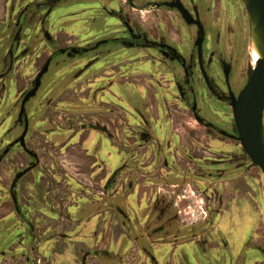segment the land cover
I'll return each mask as SVG.
<instances>
[{
	"label": "flooded vegetation",
	"instance_id": "1",
	"mask_svg": "<svg viewBox=\"0 0 264 264\" xmlns=\"http://www.w3.org/2000/svg\"><path fill=\"white\" fill-rule=\"evenodd\" d=\"M249 23L243 0H0V264H264L231 106ZM179 155L193 180L144 173Z\"/></svg>",
	"mask_w": 264,
	"mask_h": 264
},
{
	"label": "water",
	"instance_id": "2",
	"mask_svg": "<svg viewBox=\"0 0 264 264\" xmlns=\"http://www.w3.org/2000/svg\"><path fill=\"white\" fill-rule=\"evenodd\" d=\"M243 1L250 21L258 25V34L264 48V0ZM231 106L237 138L252 163L264 173V50Z\"/></svg>",
	"mask_w": 264,
	"mask_h": 264
},
{
	"label": "rangeland",
	"instance_id": "3",
	"mask_svg": "<svg viewBox=\"0 0 264 264\" xmlns=\"http://www.w3.org/2000/svg\"><path fill=\"white\" fill-rule=\"evenodd\" d=\"M245 4V3H244ZM145 18L147 17V15L144 16ZM144 57H142L143 59ZM129 80L132 79L133 77L129 76L127 77ZM117 89L118 88H114L111 90L112 93L117 94ZM120 91V89H118V92ZM176 113V112H174ZM176 127H179L178 125H176ZM197 124L193 121V120H188L187 123L185 124L184 128H188V129H195L197 128ZM195 136V133H194ZM197 139L204 140L205 136H203L202 134L198 133ZM182 144L184 145H188L190 146L192 144V141H186L185 139L182 140ZM206 153V152H204ZM208 153V151H207ZM201 155V152H200ZM206 154H202L201 157L205 156ZM163 157V155H161ZM178 157V156H177ZM177 157L174 156V166L171 167L170 171H168L167 168H163L162 164H161V160H159V163L155 164V168H153L152 170H147L150 168H147L144 170V173L150 175L153 170L158 169V175H169V176H174V173H177V175L180 174L181 172V166H183L185 168V173H188L190 175V179L193 180V177L191 176L190 172L188 170H186V168L191 169L190 164L188 163V160L183 159L180 155H179V160H177ZM199 157V158H201ZM160 159V158H159ZM180 165V166H179ZM168 173V174H166ZM145 179V178H143ZM260 179V178H259ZM241 181V180H240ZM263 180H256V182H254V191H252L254 193V209H255V224H256V240L261 242H264V181ZM202 183H206L204 181H202ZM199 185V183H198ZM154 186H149L147 184H145V181H140L138 180L137 183L135 185H133L134 191H136L139 196L144 195L145 198H148L151 193L154 192ZM245 187V186H244ZM259 187V188H258ZM185 190H182L181 188H177L176 190L182 194H185L187 198L186 200L190 203V207H187L186 211L188 213L187 217H190V220H194L196 218H201L202 214V210L206 212L209 211L207 206H210L209 203L207 202L208 200L204 198V195H199L195 188H193V186H184L183 187ZM202 188V187H201ZM244 190H246V187L244 188ZM250 190V189H249ZM195 195H197L195 197ZM184 199V198H182ZM183 207V206H182Z\"/></svg>",
	"mask_w": 264,
	"mask_h": 264
},
{
	"label": "bare ground",
	"instance_id": "4",
	"mask_svg": "<svg viewBox=\"0 0 264 264\" xmlns=\"http://www.w3.org/2000/svg\"><path fill=\"white\" fill-rule=\"evenodd\" d=\"M139 9L141 11H150V8H146V7H141ZM263 50L264 48L258 34V25L254 21H250L249 37L247 42V59H246V66L249 71H251L255 67L257 60L262 57ZM160 191L166 192V190L163 188H160Z\"/></svg>",
	"mask_w": 264,
	"mask_h": 264
},
{
	"label": "crops",
	"instance_id": "5",
	"mask_svg": "<svg viewBox=\"0 0 264 264\" xmlns=\"http://www.w3.org/2000/svg\"><path fill=\"white\" fill-rule=\"evenodd\" d=\"M94 223H95V220L91 223V225L93 226ZM89 228H90V227H89ZM77 234H79V236H81V237H82V235H83L82 232H79V233H78V231H77ZM81 237H79V238H81Z\"/></svg>",
	"mask_w": 264,
	"mask_h": 264
}]
</instances>
